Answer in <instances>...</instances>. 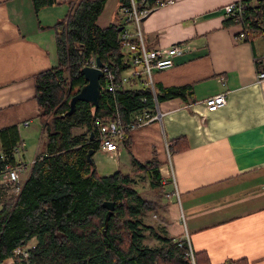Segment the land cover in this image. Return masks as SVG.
I'll list each match as a JSON object with an SVG mask.
<instances>
[{
    "label": "crops",
    "instance_id": "1",
    "mask_svg": "<svg viewBox=\"0 0 264 264\" xmlns=\"http://www.w3.org/2000/svg\"><path fill=\"white\" fill-rule=\"evenodd\" d=\"M71 1L0 0V128L18 124L24 147L17 160L36 142L30 131L43 137L33 75L56 63L55 26ZM109 1L102 26L119 20L106 11ZM229 1L173 0L143 19L148 49L189 47L153 71L162 118L132 129L117 151L97 150L118 158L126 150V170L134 157L160 161L168 232L188 233L203 264L241 257L264 264V33L236 39L241 27L222 10ZM221 92L227 101L209 110L207 98Z\"/></svg>",
    "mask_w": 264,
    "mask_h": 264
},
{
    "label": "trees",
    "instance_id": "2",
    "mask_svg": "<svg viewBox=\"0 0 264 264\" xmlns=\"http://www.w3.org/2000/svg\"><path fill=\"white\" fill-rule=\"evenodd\" d=\"M55 1L34 0L37 6ZM106 1H71L70 9L55 26L56 63L33 75L45 138L44 153L35 158L19 189L2 201L0 264H193L184 234L174 236L168 232L167 224L154 225L145 220L151 211L161 213L163 204L144 196L136 187L133 174L144 173L151 186L165 196L168 192L162 181L160 161L156 158L140 161L134 157V168L130 171L119 169L100 175L95 162L86 157L89 148H98L95 117H115L117 108L121 117L129 120L136 110L153 106L150 88L116 86L110 91L103 83L97 107L78 100L74 111L66 113L71 96L86 82L82 59L97 55L111 58L116 81L131 68V62L123 59L127 52L122 31L118 29L123 24L117 23L123 20L129 25L126 11L131 0H118L121 17L116 23L102 26L98 18ZM156 1L136 0L137 9L153 7V10ZM249 10L250 32L258 27L264 33V0H255ZM182 89L175 87L173 93L183 94ZM161 96L157 91L158 99ZM76 127L82 131L76 133ZM21 143L18 124L0 128V153L5 154L0 159V168L7 163L15 164L14 148ZM104 200L115 204L107 227ZM149 236L158 242L150 244L146 241ZM33 238L36 244L28 260L19 262L13 255L14 249ZM194 257L196 264H203L195 250ZM220 264H249V261L246 257L228 258Z\"/></svg>",
    "mask_w": 264,
    "mask_h": 264
},
{
    "label": "built area",
    "instance_id": "3",
    "mask_svg": "<svg viewBox=\"0 0 264 264\" xmlns=\"http://www.w3.org/2000/svg\"><path fill=\"white\" fill-rule=\"evenodd\" d=\"M173 0H157L154 7L163 6L171 3ZM251 0H232L226 3L223 7V13L230 23H237L240 25V31L236 37L239 39L250 38L251 12L249 6L252 5ZM153 7H144L137 9L136 0H131V7L126 11L127 22L132 25H125L123 20L117 23L123 24L121 39L125 51L127 52L123 59H128L131 62L129 71L124 72L120 81H116V75L111 69V58L102 59L103 64L99 66L103 71L102 84L107 90L113 91L116 86L130 87V86H148L153 93L154 104L152 107H144L136 110L129 120H124L116 108L115 117H107L99 115L95 117L94 123L97 128L96 139L98 141V148L105 151H117L119 145L124 143L126 134L132 129L145 125L155 119L162 118V112L158 108V99L153 79V71L158 68H166L173 65V56L177 53L184 52L188 49L187 42H176L170 47L160 49H148L144 42L142 21L151 12ZM135 38V40H133ZM83 66L97 67V56L87 57L82 59ZM264 79V70L258 73V80ZM145 100V99H144ZM227 101L225 92L211 95L206 100V105L209 110H216ZM28 120L25 124H28ZM24 143L18 144L14 150L19 153L23 150ZM5 157L4 153H0V159ZM35 159L29 165L23 159L17 160L15 164L7 163L0 168V196L7 195L11 187L14 191L19 189L21 182V174L24 171H30ZM10 196V195H7ZM190 250L188 254L191 256L193 264H196L194 257V250L191 239L188 233L185 234ZM31 242V241H29ZM28 242V243H29ZM28 243L19 245L14 249V256L19 260H28L30 249Z\"/></svg>",
    "mask_w": 264,
    "mask_h": 264
},
{
    "label": "rangeland",
    "instance_id": "4",
    "mask_svg": "<svg viewBox=\"0 0 264 264\" xmlns=\"http://www.w3.org/2000/svg\"><path fill=\"white\" fill-rule=\"evenodd\" d=\"M251 1L254 2L255 0H251ZM107 9L111 11L113 19H117V18L121 17L120 12H118V4L115 6L114 0L108 2L107 6H106V11H107ZM233 24H237V23H233ZM129 27L132 28V25L129 24ZM253 30L257 31L256 33H259L260 28L255 27ZM236 39H239V38L236 37ZM25 135L29 136L27 131L25 132ZM30 135L32 138H37V139H36V142L34 139V140L30 141V144L26 145L27 151L25 153V157L23 158V160L25 162H27L29 165L38 156V153L42 149V143L45 141L44 134L42 137V135L40 133L34 134L33 132L30 131ZM125 151H124V155L118 158V157H112V154L109 155V154L104 153L100 150H97L95 152L94 158H95V163L97 166L98 173L100 175H106V174H111V173H113L119 169H121L123 171H130L132 168H134V164L132 163V166L130 167V169L126 170L125 165L129 164V160L125 156V153H127ZM118 162L120 165H117ZM27 173H28V170L24 171L21 174V179H22L21 182L24 180V177L27 175ZM133 175H136V182H135L136 187L142 192V194L144 196L151 198V199L158 200L160 202V205L163 204V206L161 208V213H160V211L159 212L158 211L157 212L151 211V212L146 214L145 220L148 223H151L154 225H158V224L166 225L165 211H166L167 205H166V203H164V201L167 199V197L165 199V196L160 191H157L155 188H153L151 186L149 177L145 176L144 173L138 172V173H134ZM9 192L10 193L14 192L13 187L10 188ZM10 193H8L7 195H10ZM7 195H5L4 197L0 196V208L2 206V201L3 200L6 201L10 197ZM183 228H184V226H183ZM185 230L186 229L184 228V231ZM185 234H184V237L186 236ZM146 241L149 242L150 244H155L158 242L157 239H155L151 236H149ZM35 244H36L35 239L33 238V240L28 243L30 251H31V248L33 246H35Z\"/></svg>",
    "mask_w": 264,
    "mask_h": 264
},
{
    "label": "water",
    "instance_id": "5",
    "mask_svg": "<svg viewBox=\"0 0 264 264\" xmlns=\"http://www.w3.org/2000/svg\"><path fill=\"white\" fill-rule=\"evenodd\" d=\"M119 30L123 29V25L119 26ZM97 63L98 66H83L82 72L84 74L86 82L78 89V91L71 96L70 98V106L69 109L66 111L67 114L72 113L76 107L78 100H86L97 107L99 105L100 97L102 95V77L103 71L99 67L103 64V60L100 55H97ZM94 133L92 132L91 137H93ZM95 148H89L86 153V157L89 162L93 163V154L95 153ZM103 205L107 208V212L105 215V226L107 227L108 221L111 215L114 212V201L112 200H104Z\"/></svg>",
    "mask_w": 264,
    "mask_h": 264
}]
</instances>
